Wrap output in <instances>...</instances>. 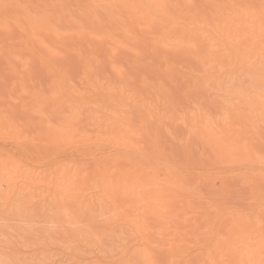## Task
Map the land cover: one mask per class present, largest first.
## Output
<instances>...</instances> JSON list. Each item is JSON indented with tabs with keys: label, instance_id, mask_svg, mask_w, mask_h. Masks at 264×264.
<instances>
[{
	"label": "bare ground",
	"instance_id": "bare-ground-1",
	"mask_svg": "<svg viewBox=\"0 0 264 264\" xmlns=\"http://www.w3.org/2000/svg\"><path fill=\"white\" fill-rule=\"evenodd\" d=\"M157 3L181 5L170 11L183 19L163 28L144 19L150 11L147 9L88 7ZM261 3L262 0H0V216L12 224L22 225L26 220L33 224L32 228L30 223V227L27 225L31 230L26 225V229L16 227L19 230L16 234L12 226H3L0 234L7 237V240L0 238L3 259L14 260L15 256L16 260L23 254L31 259L39 257L35 258L39 262L29 259L33 264H100L101 261L116 264L126 258L119 249L127 242V258L141 264L174 261L201 264L214 239L200 227L202 223L205 225V217L199 214V209L207 206L200 203L209 200L207 196L211 197L215 189L208 190L203 200L200 187L192 185L193 191L190 188L192 183L199 184L202 176L199 182L196 176L202 170L196 175L193 167L187 170L182 166L175 171L144 168L142 157L131 149V144L155 147L169 160L176 161L177 154L180 157L184 154L185 142L190 146L185 152H192L190 142L196 140L194 137L201 138L203 142L199 139L201 143L196 140L197 143H204L205 148L209 145L213 152L209 147V151L205 149L207 159L215 158L211 163L213 160L220 163L217 172L208 177L210 182L212 178L220 179L221 170L226 167L250 172L251 182L245 194L252 200L248 199L249 206L246 205L249 201L242 206L255 226L264 215L261 200L264 176L260 165L264 136L258 131L249 133L247 100L222 90V82L229 78L239 81L247 74L246 57L224 49L222 37L229 32L242 33L250 18L258 17ZM4 4L10 5L7 12ZM214 5L241 7L225 10L211 7ZM134 18L136 23L131 22ZM206 21H211L212 28L202 26ZM209 59L213 60L215 76L211 81L201 75ZM173 90L191 94L190 100L193 96L196 101L197 96L206 98L202 102L206 103L204 111L211 107L210 114L207 110L185 115L181 107L180 118L173 115L176 122L180 119L184 133L194 128V137L186 130V137L190 135V138L186 141L183 135L184 143L182 133L175 131V120L171 116L160 117L168 119L167 123L171 117L174 125L166 126L173 127V134H178L176 140L184 144L179 147L182 154L171 151V146L170 150L168 145L164 148L161 137L166 132L161 137L158 134L164 129L155 131L156 108L163 101L160 111L167 104L173 108L169 94ZM192 101L196 107L201 99L198 104ZM195 107L192 106L193 110ZM163 112L167 116V109ZM93 113L101 118L93 119ZM162 121L158 127L163 128L166 122L162 124ZM54 136L69 144L75 141L76 146L54 152ZM175 138L172 140L176 141ZM223 143H246L245 158L234 164L219 159L218 149ZM201 148L200 159L206 157L202 156L204 148ZM191 156L195 161L199 157H194V152ZM204 157L202 162L198 158L200 163H206ZM205 163L208 172L213 164ZM191 172L195 181L191 179L186 185V180L193 176ZM56 173L73 195L58 193L53 186ZM208 178L202 177V184ZM113 183L120 189L115 198L108 187ZM211 183L213 186L216 182ZM176 186L182 195L173 200L172 211L164 213L161 204L177 193ZM194 189L199 191L197 198L200 201L202 198L201 202L195 199ZM185 193L194 201L183 197ZM53 223L62 228L54 231L49 225ZM10 235L14 238H9ZM97 236L103 241L101 245L97 244ZM197 236L204 237L202 242L176 240L177 237L192 240ZM106 242L111 244L108 248ZM186 247H191L195 255L186 252ZM255 258L259 260L258 253Z\"/></svg>",
	"mask_w": 264,
	"mask_h": 264
},
{
	"label": "snow or ice",
	"instance_id": "snow-or-ice-1",
	"mask_svg": "<svg viewBox=\"0 0 264 264\" xmlns=\"http://www.w3.org/2000/svg\"><path fill=\"white\" fill-rule=\"evenodd\" d=\"M10 7L4 4L5 12ZM59 7V6H53ZM92 9H147L144 19L154 24L166 28L169 23H176L183 17L171 13V9H178L181 5H169L165 3L134 5V4H96L88 6ZM191 7V6H185ZM211 7L219 9H234L241 7L238 5H214ZM227 18V17H226ZM132 23H136L134 18ZM141 23L143 21H140ZM202 26L212 28L211 21L202 23ZM224 49H231L233 53L243 54L246 59V77L242 80L229 78L225 83L222 82V90L228 95L243 96L247 100L246 116L248 121V130L250 134L257 131L264 136V0H262L258 17L253 15L245 30L242 33L233 35L226 33L223 37ZM201 75L215 79L213 74V60L205 61V68ZM107 87L111 88V85ZM93 119H100L98 114H92ZM76 146L74 141L69 144L58 136L53 137L52 148L54 152H60L68 147ZM131 149L142 157L141 166L144 168H159L168 171L179 170L183 165H194L190 154L176 161H171L161 154L155 147H144L137 144H131ZM246 143H223L218 149V158L230 163H236L245 158ZM261 175L264 176V156L260 160ZM222 181L223 183H221ZM251 174L247 170H235L233 168H224L221 170L220 179L217 181V189L209 198L207 206H201L199 214L205 217V225H202L204 232L211 235L214 244L208 252V256L201 264H264V215H262L255 224L248 219L246 209L239 203L245 198L247 188L250 186ZM53 186L57 188L58 193L63 196L73 195V191L68 189L63 180L59 179V173L53 177ZM110 195L115 198L119 195L120 189L116 184H111ZM178 193L171 194L161 204V211L168 213L172 211L173 200L178 197ZM261 200L264 204V188L261 191ZM243 234V235H241ZM7 239V238H5ZM204 237L197 236L192 240L184 237H177L178 243H200ZM243 239L244 243H241ZM98 245L103 243L97 236ZM258 244V248H257ZM127 242L120 247L119 251L126 258L116 261V264H141L140 261L127 258ZM259 255L257 260L256 254ZM0 264H29L23 260H4ZM100 264H109L101 261ZM173 264H182V262H173Z\"/></svg>",
	"mask_w": 264,
	"mask_h": 264
},
{
	"label": "rangeland",
	"instance_id": "rangeland-1",
	"mask_svg": "<svg viewBox=\"0 0 264 264\" xmlns=\"http://www.w3.org/2000/svg\"><path fill=\"white\" fill-rule=\"evenodd\" d=\"M181 93H182V91H178V90H173V92L169 93V94L172 95L170 100H172V101H171V102H172L171 105H172V104L174 105L173 108L170 106V104H167V103L170 101L169 98H168V97H170V95H167L168 97L166 96V97L168 98V100H166V101H168V102L165 101V103L168 105V107L170 106V107L172 108V110H170V113H169V112H168V109H169V108L166 106V104L164 105V106H166V107H163L162 110H163V111H166V109H167V112H168L167 116L164 114V112H163L162 110H161V111L159 110V108H160V109L162 108L164 101H163L162 104H159L160 106L158 105V108H156L157 110L155 109V110H156L155 112H156V114H157V117H156V118H157V121H158V117H159V120H160L159 122H160V124H161V121H162V120H163V121H162V124L164 123V121L166 122L165 125H163V128H162L161 126L158 127V126L160 125L159 122H157L156 120L154 121V119L152 118V120H153L155 123L158 124V125L156 124L157 127H158V128H157V127H156V128H157L158 130L155 128V131H159V128H160L161 130L164 129V131H160V132L158 133V134H160V137H161V134H164V132H166V133L164 134V136L161 137V139L164 138L163 141L165 142V143L163 142L162 145H163V146H166V147H164V148H167V145H168V148H167L168 150H170V149H169V148H170L169 146H171V151L175 152L176 154H177V152H178V153L181 152V150H180L181 148H179V147H180L181 145L183 146L184 144H186L185 148H183L184 146H183V147L181 146L182 149H184V151H182L184 154L181 155V157H183V156L185 157L186 153H187V155H188V154L191 155V153H192V155H193V152H194V157H195V155L199 156V154H198L199 152H198V151L200 150V148L202 147V145H203L202 148H204V151H202V153L204 152V154H202V156H203V155L206 156V155L208 154L207 152L209 151V150H208V147L210 148V151H211V147L208 145V146H206V148H205V147H204V145H205L204 143H203V144H200V143L203 142V141H202L201 138H199V139H201V142H200L199 139H197L198 137H194V136H195V135H194L195 133H193V131H192V129L194 130V128H192L190 132H189V130H187V129H186V130H187L188 133H190V135H191V133H193V137L196 138V140H197L198 142H200L199 144H200L201 146L197 143V141H196L195 139L193 140V137H191V139H192L193 141H195V143H194L191 139H190V141H192V142L189 141V142H190V145L192 146L191 148H192L193 151L191 152V150H190V151L188 150V151L185 152V149H187V148L190 147V146H188V144H187L186 142L184 143V139H185V137H186V130H185V133H184V131H183L184 126H183L182 124H179V123H181L180 119H179V122H176L175 117H177V116L179 115V117H177L176 119L180 118V114L183 113V110H184V109L187 110V111L184 110V114L186 115V112H188L187 114H189V115L191 114L190 116H192V115H194V114H197V113L199 114V113L206 112L207 110H208L207 112L210 114V113H211V112H210V111H211V107L209 106V103H208V104H207V107L209 106V109H210V110L207 109V110L204 111L203 108L206 106V103L203 104V103H204L203 101L206 102V100H204V99H206V98H203V100H202V98H200L199 96H197V100H198V99H199V100L196 101L195 96H193L194 99H191V100H190L191 94H185V95H183V93H182V94H181ZM194 95H195V94H194ZM166 97H165V99H166ZM191 98H192V97H191ZM200 99H201V102L199 103ZM188 100H189V101H188ZM192 100H195L194 102H197V104L199 103L200 105H201V103L203 102L202 105H204V106L202 107V109H201V106H202V105L200 106V108H198V107H199V104L197 105L198 107L196 106V107H197V108H196V107H195L196 103H193ZM190 101H191V102H190ZM207 102H208V101H207ZM190 103H191L192 105H191ZM161 105H162V106H161ZM188 105H189V106H188ZM186 106H187V107H186ZM192 106L195 107L196 109L194 108L195 110H193ZM181 107L183 108L182 111H181ZM207 107H206V108H207ZM189 108H191V109H189ZM206 108H205V109H206ZM164 109H165V110H164ZM179 109H180V110H179ZM197 109H198V110H197ZM178 110H179V111H178ZM212 110H213V109H212ZM158 111H160L161 113H158ZM171 111H173V112H175V113L172 112V113H173V114H172ZM180 111H181V113H180ZM162 112H163V114H162ZM212 112H213V111H212ZM165 113H166V112H165ZM176 113H177V114H176ZM213 113H214V112H213ZM171 114H172V115H171ZM174 114H175V117L173 116ZM184 114H183V115H184ZM176 115H177V116H176ZM185 115H184V116H185ZM164 116H165L166 118L169 117V116H171L173 120H172L171 117H170V119H169V121H168L169 124H168V123H167V120H168V119H167V120H166V119H165V120H164V119L161 120V118H165ZM160 117H161V118H160ZM173 117H174V118H173ZM182 117H183V116H182ZM156 118H155V119H156ZM170 120H172V121L175 120V121H174V122H175L174 124L177 123V124L174 126V128L176 127V128H175V131L177 132V130H179V132H177V133H178L179 135H181L180 133H182V135H181L182 137H183V135H185V137L182 138L184 144L179 143V142H181V141L176 140V138H177L176 135H178V134H177V133H176V135L173 134V132H174V131H172V130H173V127L171 128L170 126H166V125H172V126L174 125V124L172 123V121H170ZM153 121H152V122H153ZM177 121H178V120H177ZM155 123H152V127H153V125L155 126ZM178 126H179L180 128L183 126V129H182V128L179 129ZM153 128H154V127H153ZM153 128H152V129H153ZM180 130H182L183 132L180 131ZM153 131H154V130H153ZM171 132H172V133H171ZM131 133L133 134V132H131ZM174 133H175V132H174ZM183 133H184V134H183ZM127 134H130V132H128ZM171 134H172V136H171ZM134 135H135V134H134ZM134 135H133V136H134ZM165 135H166V136H165ZM190 135H189L188 138H190ZM187 136H188V134H187ZM191 136H192V135H191ZM175 137H176V138H175ZM174 138H175L176 141L172 140V139H174ZM180 138H181V137H180ZM186 138H187V137H186ZM188 138L185 139V140L187 141ZM180 140H181V139H180ZM161 141H162V140H161ZM177 141H178V142H177ZM173 142H174V143H173ZM189 142H188V143H189ZM161 143H162V142H161ZM193 143H194V144H193ZM165 144H166V145H165ZM179 144H180V145H179ZM196 144H198L200 147H199L198 145H196ZM206 145H207V144H206ZM186 147H187V148H186ZM175 148H176V149H179L180 151H179V150H176ZM202 148H201V149H202ZM205 149H207L208 151L206 150V152H205ZM174 150H175V151H174ZM176 151H177V152H176ZM182 152H181V154H182ZM188 152H189V153H188ZM190 152H191V153H190ZM200 152H201V151H200ZM211 152H212V151H211ZM259 152H260V151H259ZM205 153H206V154H205ZM212 153H213V152H212ZM262 153H263V152H262ZM260 154H261V153H260ZM200 156H201V154H200ZM200 156L198 157L199 159H200ZM210 156L213 157V155H211V154H210ZM210 156H209V157H210ZM177 157H179L178 160L181 158L180 155H178V154H177ZM191 157H193V156H191ZM203 157H204V156H203ZM203 157H202V158H203ZM209 157H208V158H209ZM198 158H197V162H198L197 164H200L201 166H198V165L196 164V166H198V167L193 166V165H186V167H185V165H183V166H184L183 168H185V169L187 168V170H189L191 167H193V168H192V169H193L192 172L196 171V172L194 173V174H196V175H197V172L200 173L201 170L204 172V173L201 172L200 175L198 174L197 176H199V177L196 176V179H198L197 182H199V179H200L201 176L204 178V176L207 175V178H208V177L211 176L214 172H217V170L219 169V168H218V165L220 164V163H218V162H214L215 158L207 159V156L204 157L206 163H209V162L211 163L212 159H214V160H213V163H211V165L213 164V165H212L213 167L210 166V165H209L210 168L208 167L209 169H211V170H210L211 173L208 175V172H210L209 169H208V172H207V166H208V164H207V165H204L205 162L200 163V161H199ZM202 158L200 159L201 162H202ZM193 159H194V161L196 160V158H193ZM208 160H209V162H207ZM171 161H172V160H171ZM206 163H205V164H206ZM202 164H203V165H202ZM217 164H218V165H217ZM238 164H239V163H238ZM194 165H195V164H194ZM214 165H215V166H214ZM203 166L206 167V169H203V168H204ZM188 167H189V169H188ZM199 167H200V169H199ZM216 167H217V168H216ZM194 168H196V169H198V170H196V169H194ZM201 168H202V169H201ZM213 169L216 170V171H213ZM205 170H206V172H205ZM192 172H191V175H193ZM212 172H213V173H212ZM206 173H207V174H206ZM193 176H194V177H193ZM193 176H192V178L186 180V185H187V183H190L189 181H190L191 179L193 180V182L195 181V175H193ZM202 177H201V180H200L199 184H198V183L196 184V182H195V183H192V184L190 185V188H191L192 185L195 186V187H197V186L200 187V189H201V193H199L200 195L204 192V193H203V197H202V195L200 196V195L197 194L199 191L196 192L197 190L194 189L195 193L197 194V195H196V198H195V199H198L197 202L200 201V199L197 198V197H199V196L202 197V198H204V197L207 198V197H208V199H209L210 196H207V194L209 193V191H212V192H213V190H214V189L216 190V189H217V186H218L217 181H218L219 179L216 180L217 177H216V178H212V177H211V178H212V179H211V182H216V183H213V186H210V185H212V183L209 181L210 178H208V180H207L208 182H207V183L210 182V185L208 184V187H209V188L207 189V188H206V187H207V185H206L207 183H206V184H202ZM205 178H206V177H205ZM218 178H220V177H218ZM212 180H213V181H212ZM215 180H216V181H215ZM203 181H206V180L203 179ZM183 182H185V181L183 180ZM203 183H204V182H203ZM221 183H223V182H221ZM184 184H185V183H184ZM194 184H196V185H194ZM201 184H202V187H203V185H206V186H204V187L206 188V190H205V188H204V190H202L203 188L201 187ZM214 184H215V185H214ZM193 186H192V187H193ZM210 187H211V189H210ZM215 187H216V188H215ZM178 188H179V187H178ZM178 188H177V186L175 187L176 192H177ZM190 188H189V191H190ZM212 188H213V190H212ZM175 189L173 188V190H175ZM187 189H188V188H187ZM191 190H192V188H191ZM208 190H209V191H208ZM215 190H214V192H215ZM178 191H180V189H179ZM189 191H188V192H189ZM192 191H193V190H192ZM192 191H191V192H192ZM181 192H182V191H181ZM181 192H180V193H181ZM188 192H187V193H188ZM191 192H190V194L192 195L193 193H191ZM205 192H206V193H205ZM214 192H213V193H214ZM177 193H178V192H177ZM180 193H178V194H180ZM187 193L183 194V197H184V196L187 197ZM213 193H211V194H213ZM174 194H175V193H174ZM190 194H189V195H190ZM204 194H205L207 197L204 196ZM211 194H209V195H211ZM181 195H182V193H181ZM181 195H180V196H181ZM189 195H188L187 198H188V199H190V197L192 198L193 195H192V196H191V195L189 196ZM194 195H195V194H194ZM211 196H212V195H211ZM246 196H247V195L245 194V197H246ZM194 197H195V196H194ZM202 198H201V201H202ZM205 198H204L203 200H205ZM249 198H250V197L247 196V200H246V201L244 200V199H245V198H244V199H243V200H244L243 204H242V200L239 201L240 204H241V205H245V203H246L247 201H249V202L246 203V205L249 206V204H251V203H250L251 201L248 200ZM250 199H251V198H250ZM186 200H187V199H186ZM190 200H193V201H194V198H192V199H190ZM251 200H252V199H251ZM253 200H254V199H253ZM187 201H188V200H187ZM195 201H196V200H195ZM201 201H200V202H201ZM207 201H208V200L206 199L205 203H204V201H203V202H201L200 204H206V203H208ZM252 203H253V201H252ZM246 205H245V206H246ZM250 206H251V205H250ZM2 217H3V216H2ZM2 217L0 216V222H1V224H2V225L0 224V228H1V229H0L1 231H0V232H2V228L4 229V227L6 228L7 226H12V227H11V230H13V231L15 232V234H16L17 231H19L18 229L25 227V225H26V227H28V226H29V223H30V222L27 223V220H26V222H25L26 224H25L24 222H23L24 224H22V222H21L22 225H20L19 222H16L15 224H12L11 222L8 223V220L5 219V218L3 219ZM1 219H3V220H1ZM181 219H183V218H181ZM182 221H183V220H182ZM202 222H203V221H201V223H202ZM17 223H18V224H17ZM182 223L185 224V222H182ZM201 223H200V224H201ZM3 224H4V225H3ZM16 224H17V226H16ZM31 224H32V223H30V225H31ZM81 224H82L83 226H86L85 223H81ZM204 224H205V223H204ZM6 225H7V226H6ZM27 225H28V226H27ZM32 225H33V224H32ZM32 225H31V228L33 227ZM49 225L52 226L51 229L54 228V229H53L54 231H55V230H59L60 228H62V227H61L59 224H57V223H56V224L53 223V224H49ZM49 225H47V226H49ZM82 225H81V226H82ZM186 225H187V224H186ZM198 225H199V224H198ZM201 225H203V223H202ZM201 225H200V227H201V229H203ZM3 226H4V227H3ZM19 226H21V227H19ZM22 226H23V227H22ZM47 226H46V227H47ZM79 226H80V224H79ZM83 226H82V227H83ZM13 227H14L15 229H14ZM16 227H17V228L19 227V228L17 229ZM26 227L23 228V229H26ZM29 227H30V226H29ZM29 227H28V229L31 230V228H29ZM49 227H50V226H49ZM49 227H47L48 229H47V228H46V229L49 230ZM189 228H190V227H189ZM28 229H27V230H28ZM201 229H200V230H201ZM190 230H191V228H190ZM13 231H12V232H13ZM120 231H121V230H120ZM9 232H10L11 234H13L10 230H9ZM50 232H51V230H50ZM117 232H118V231H117ZM122 232L124 233L123 230H122ZM10 233H9V234H10ZM123 233L120 234V232H119L118 234L122 235ZM1 234H4V233H1ZM1 234H0V235H1ZM15 234H14V236H15ZM126 235H127V234H126ZM206 235H207V234H206ZM11 236L14 238L13 235H10V236H8V237L10 238ZM1 237H3V236L1 235L0 238H1ZM4 237L7 238L6 236H4ZM4 237H3V238H4ZM12 237H11V238H12ZM51 239H52V238H51ZM6 240H7V239H6ZM106 243H107V242H106ZM64 244L67 245V246L73 245V243H66V242H64ZM109 245H111L110 242H108L107 244H105V247L108 248ZM190 248H191V247H186L185 251L188 252V253H189L190 255H192V256L195 255V254H194V253H195L194 250H193V249H190ZM188 249H189V250H188ZM191 250H192V252H191ZM24 256H26L27 259H26V257H24ZM24 256H23V254H22V255L19 254L17 257H18V258L20 257V258L18 259V258L16 257V260H23V261H27V262H31V261L34 260L33 262H35V261H36V262H37V261L39 262V260H36V259H38L39 257L37 258V257L32 256V258H33V257H34V258L31 259V256H28V255H24ZM3 257L5 258L4 255L1 256V254H0V260L2 259L1 261L6 260V259H3ZM21 257H22L23 259H22ZM12 258H13V257H10V259H12ZM35 258H36V259H35ZM40 258H41V257H40ZM13 259L15 260V256H14ZM29 259H30L31 261H30ZM7 260H9V259H7ZM33 262H31L30 264H33ZM34 264H35V263H34ZM36 264H37V263H36Z\"/></svg>",
	"mask_w": 264,
	"mask_h": 264
}]
</instances>
